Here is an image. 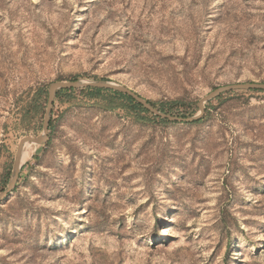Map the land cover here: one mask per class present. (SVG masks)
Instances as JSON below:
<instances>
[{
    "label": "rangeland",
    "instance_id": "rangeland-1",
    "mask_svg": "<svg viewBox=\"0 0 264 264\" xmlns=\"http://www.w3.org/2000/svg\"><path fill=\"white\" fill-rule=\"evenodd\" d=\"M79 78L194 115L264 82V0H0V174ZM222 95L189 123L61 93L0 202V264H264V90Z\"/></svg>",
    "mask_w": 264,
    "mask_h": 264
},
{
    "label": "water",
    "instance_id": "water-1",
    "mask_svg": "<svg viewBox=\"0 0 264 264\" xmlns=\"http://www.w3.org/2000/svg\"><path fill=\"white\" fill-rule=\"evenodd\" d=\"M88 87L113 89L116 91L126 93L132 96L137 102L141 103L145 108L153 112L155 115L168 118L172 121L191 123L203 118L205 114L206 103L208 101L217 98L218 96L222 95L227 91H232V90H240V89L264 90V82H237V83L220 86L200 99L198 103L199 112L188 117H182V116L168 114L159 110L157 107L153 106L148 101V99L141 96L135 90L131 89L130 87L124 84L117 83L114 81H110L106 79H93V78L92 79L79 78L75 80L54 81L49 86V97H48V104L45 113L43 132L37 136L26 137L20 142L13 162L9 181L7 185L2 190H0V202L10 198V196L14 193L17 187L21 170L26 162L23 161V152L25 147L29 144H37L40 146L41 145L44 146L48 143L50 138V121L53 114V106L57 95V91L60 89H72V88L83 89Z\"/></svg>",
    "mask_w": 264,
    "mask_h": 264
},
{
    "label": "trees",
    "instance_id": "trees-1",
    "mask_svg": "<svg viewBox=\"0 0 264 264\" xmlns=\"http://www.w3.org/2000/svg\"><path fill=\"white\" fill-rule=\"evenodd\" d=\"M74 90H76V89L75 88L60 89L57 91L56 97L58 98L61 95V93H63V92L68 93V92H72ZM78 90H82V91L89 90L91 97H96V98H103L104 93L108 92L111 94V99H109V101H110V104L112 107L127 108L134 114L135 118L137 120H140V121L144 120V119H141V118H144L143 117L144 113H151L150 110L145 108L141 103L137 102L132 96H130L126 93L120 92V91H116L113 89H105V88H94V87H88V88H83V89H78ZM222 96L223 95H220L216 99H220ZM41 97H42V93L38 92V94L34 98L33 105H34L36 110L41 109V106L42 107L44 106L43 108H45V105H42V103L40 102ZM148 101L153 106L157 107V102H154V101L149 100V99H148ZM54 104H55V102H54ZM179 104H181V102L178 100L166 101V102H162L161 105L158 106V108H159V110H161L165 113L173 115V111L171 108L173 106L179 105ZM153 116H154V118H156L162 122H170L171 121L168 118H164L162 116L155 115L154 113H153ZM179 116L188 117V116H191V113H180ZM205 119H206V116H204L200 120L195 121L194 123L203 122ZM54 126H55V123H54V118L52 116L51 121H50V130H52L54 128ZM24 169H25V165L23 166V168L21 170L19 181H18V184H17L15 191L18 190V186L24 177ZM11 170H12V168L9 166L8 168H6V170L3 173L0 174V190H2L7 185L9 178H10Z\"/></svg>",
    "mask_w": 264,
    "mask_h": 264
},
{
    "label": "bare ground",
    "instance_id": "bare-ground-1",
    "mask_svg": "<svg viewBox=\"0 0 264 264\" xmlns=\"http://www.w3.org/2000/svg\"><path fill=\"white\" fill-rule=\"evenodd\" d=\"M40 149H41V146L37 144L27 145L23 152V161L28 160L32 155H34Z\"/></svg>",
    "mask_w": 264,
    "mask_h": 264
}]
</instances>
